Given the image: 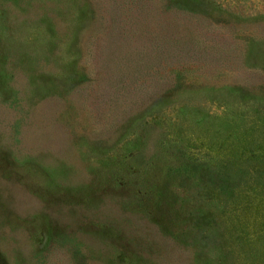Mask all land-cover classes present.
I'll use <instances>...</instances> for the list:
<instances>
[{"label":"rangeland","instance_id":"1","mask_svg":"<svg viewBox=\"0 0 264 264\" xmlns=\"http://www.w3.org/2000/svg\"><path fill=\"white\" fill-rule=\"evenodd\" d=\"M260 171L264 0H0V264H264Z\"/></svg>","mask_w":264,"mask_h":264},{"label":"trees","instance_id":"2","mask_svg":"<svg viewBox=\"0 0 264 264\" xmlns=\"http://www.w3.org/2000/svg\"><path fill=\"white\" fill-rule=\"evenodd\" d=\"M159 96V95H158ZM262 173V175H264V171H260ZM240 171L236 170V169H230L228 171V176H229V179H236L238 176H240ZM174 175H175V178L176 177H179V178H176V179H185L186 181L189 179V178H196L195 177V170H191V171H179V170H175L174 172Z\"/></svg>","mask_w":264,"mask_h":264}]
</instances>
